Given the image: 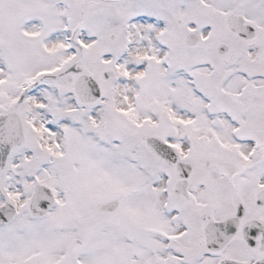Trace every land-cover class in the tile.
Wrapping results in <instances>:
<instances>
[{
    "label": "snow or ice",
    "instance_id": "snow-or-ice-1",
    "mask_svg": "<svg viewBox=\"0 0 264 264\" xmlns=\"http://www.w3.org/2000/svg\"><path fill=\"white\" fill-rule=\"evenodd\" d=\"M0 264H264V0H0Z\"/></svg>",
    "mask_w": 264,
    "mask_h": 264
}]
</instances>
